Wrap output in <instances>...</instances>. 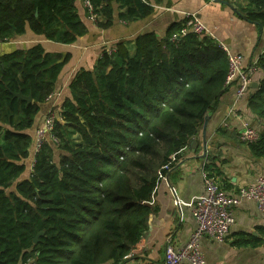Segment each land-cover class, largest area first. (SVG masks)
Wrapping results in <instances>:
<instances>
[{
	"label": "trees",
	"instance_id": "obj_1",
	"mask_svg": "<svg viewBox=\"0 0 264 264\" xmlns=\"http://www.w3.org/2000/svg\"><path fill=\"white\" fill-rule=\"evenodd\" d=\"M77 1L0 0V41L31 31L51 42H77L88 30ZM83 1L101 29L155 11L149 0ZM238 7L264 30V0ZM186 23L187 17L173 22L165 38L145 31L105 46L93 68L72 77L37 152V128L31 129L71 54L37 42L0 55V264H122L139 245L155 209L159 171L175 166L230 86L227 50L209 33L182 34ZM258 65L264 73V54ZM250 89L248 108L264 122V76ZM244 143L264 157V127ZM215 159L207 156L204 171L217 178ZM233 243L262 245L264 227Z\"/></svg>",
	"mask_w": 264,
	"mask_h": 264
},
{
	"label": "crops",
	"instance_id": "obj_2",
	"mask_svg": "<svg viewBox=\"0 0 264 264\" xmlns=\"http://www.w3.org/2000/svg\"><path fill=\"white\" fill-rule=\"evenodd\" d=\"M149 1L155 8L150 17L131 23L116 19L112 26L101 29L87 15L84 1L78 0L79 12L88 30L73 44L51 42L31 31L0 41V55L37 42H42L50 51L71 54L59 76L53 97L42 105L31 131L42 124L51 109L56 107L60 111L64 98L70 93L69 84L74 74L83 67L93 68L105 46L110 47L120 40L134 41L145 31H154L159 38H165L168 27L186 18L188 13L196 12L220 44L243 54L247 62L253 61L264 49V30L237 10L238 4L245 3V0ZM263 76V71H258L251 88L255 83L258 85ZM232 106H236L238 112L241 111V115L258 130L264 127V122L248 108V99H237L236 86L230 84L194 137L193 140L199 143L185 148L175 166L164 178H159L152 200L155 209L149 216L148 226L139 245L131 250L122 264H165L167 246L186 244L196 227L189 204L205 190L203 171L207 156L216 158V165L222 173L217 177L218 181L228 193L254 183L260 174H264V157L253 156L239 139L242 122L238 116L229 113ZM204 139L207 140L206 155H203ZM175 192L182 201L181 208L174 203ZM260 227H264V213L253 200H242L235 208V222L225 241L202 238L200 245L206 264H264V243L260 246H237L233 243L240 233L258 235Z\"/></svg>",
	"mask_w": 264,
	"mask_h": 264
},
{
	"label": "built area",
	"instance_id": "obj_3",
	"mask_svg": "<svg viewBox=\"0 0 264 264\" xmlns=\"http://www.w3.org/2000/svg\"><path fill=\"white\" fill-rule=\"evenodd\" d=\"M86 4L92 9L88 1H86ZM186 17L187 26L182 29V34L189 30L199 35L210 34L208 27L196 12L188 13ZM221 46L227 50L229 55V71L226 83L228 85L235 84L237 99L247 97L252 92L250 88L253 86L255 76L259 71L258 61L260 56L264 54V49L253 61L247 62L243 54L234 52L222 44ZM229 113L241 119L240 140L244 142L257 140L259 130L242 116L241 112H238L236 106H232L229 109ZM58 114L57 109L50 111L45 116L42 125L37 128L34 152L38 151L48 133L53 129L54 121ZM171 169L172 167L169 165H164L163 170H166V172L159 171V178H164L167 171ZM203 179L205 184L204 192L196 196L189 204L196 221V227L191 233L189 240L183 246L176 247L172 244L167 246L165 264H206L200 245L202 238L206 236L218 242L225 241L235 222V208L242 200H253L259 210L264 213V174H260L254 183L241 186L234 193H228L223 189L218 179L209 176L206 171H203ZM174 203L180 208L182 207V201L176 192ZM26 264H34V262Z\"/></svg>",
	"mask_w": 264,
	"mask_h": 264
},
{
	"label": "water",
	"instance_id": "obj_4",
	"mask_svg": "<svg viewBox=\"0 0 264 264\" xmlns=\"http://www.w3.org/2000/svg\"><path fill=\"white\" fill-rule=\"evenodd\" d=\"M254 86H257V84L255 83ZM16 95L19 96V97H21V98H23V99H26V100L29 101V102L33 100L32 95H24L22 92H17ZM206 121H207V119H205V123H206ZM197 143H199L198 140H192V144L195 145V144H197ZM203 144H204V154H203V155H206V153H207V140H206V139L203 140ZM43 232H44V231H40V232L36 235V237L34 238V240L37 241L38 238H39V235L42 234Z\"/></svg>",
	"mask_w": 264,
	"mask_h": 264
},
{
	"label": "rangeland",
	"instance_id": "obj_5",
	"mask_svg": "<svg viewBox=\"0 0 264 264\" xmlns=\"http://www.w3.org/2000/svg\"><path fill=\"white\" fill-rule=\"evenodd\" d=\"M57 159H58V156H57Z\"/></svg>",
	"mask_w": 264,
	"mask_h": 264
}]
</instances>
